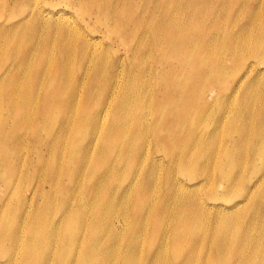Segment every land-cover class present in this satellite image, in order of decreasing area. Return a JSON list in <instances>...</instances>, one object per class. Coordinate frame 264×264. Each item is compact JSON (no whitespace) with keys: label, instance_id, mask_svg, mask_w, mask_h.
Masks as SVG:
<instances>
[{"label":"bare ground","instance_id":"1","mask_svg":"<svg viewBox=\"0 0 264 264\" xmlns=\"http://www.w3.org/2000/svg\"><path fill=\"white\" fill-rule=\"evenodd\" d=\"M14 1L0 0V264H264V0ZM148 136L163 186L155 163L136 177Z\"/></svg>","mask_w":264,"mask_h":264},{"label":"rangeland","instance_id":"2","mask_svg":"<svg viewBox=\"0 0 264 264\" xmlns=\"http://www.w3.org/2000/svg\"><path fill=\"white\" fill-rule=\"evenodd\" d=\"M62 5L64 4L63 3V0H60L59 1ZM9 4H15V1L14 0H10V2H9ZM262 7H264V4H262ZM23 11V10H22ZM246 12V11H245ZM244 12V13H245ZM251 28H253L252 26H251ZM262 29H264V28H262ZM261 68H264V64H262L261 65ZM231 71H232V69L229 71V77L227 78V82H228V84H230L231 83V77H230V74H231ZM253 75V74H252ZM252 75L243 83V85L240 87V88H237V90H235V91H233L231 94H232V96H226V97H224V99H226V101L228 102V104H231V103H234V104H237L235 101H239V100H241L242 99V95H243V88L247 85V83L251 80V78H252ZM221 87L220 86H216V89H220ZM207 112V111H206ZM207 114L210 116V117H213V116H216V113L213 111L212 113L211 112H207ZM176 133H177V135L179 136V137H183V136H186V131L185 130H182V129H179V130H176L175 131ZM40 134L41 135H44V133L43 132H40ZM149 139H152V137L151 136H148L147 137V140H143L142 141V144H141V147H140V149H142L141 150V153H140V155H141V160H139L138 161V165H137V167H136V169H135V173H136V177H138V179H141V178H143V176H144V174H145V171L146 170H148V169H150V168H152V165H153V163H155L156 164V166H155V168H158V172H157V175H156V178H157V181H158V185L159 186H163L164 185V183H165V181H164V178H165V175H164V172L163 171H160L159 169H160V167L161 166H163L167 161H166V159L161 163V162H152V161H149V160H145V152L143 151V149H147V142H148V140ZM149 145H150V149H152V148H154L155 147V144H154V139H152V141L151 142H149L148 143ZM185 145H183L182 147H184ZM223 149L225 150V147H223ZM181 150H182V148H181ZM177 154H179V152L178 151H176L175 153H173L172 155H177ZM249 154H250V147L249 146H247V155L249 156ZM46 155H49V154H46ZM122 157H123V155L122 156H120V155H118L117 156V158L116 159H118L119 161H120V164L122 163ZM47 158V157H46ZM38 159L34 156L33 157V159H32V162H36ZM41 174H42V176L43 177H45V173L44 172H42L41 171ZM218 174V173H217ZM35 175H34V173L32 172V178H31V180H30V182L29 183H27V185L24 187V191H23V195H25L28 199H29V196H30V190L33 188V186L34 185H36L38 182L37 181H39V180H41L42 178H39V175H37V177H34ZM218 180V179H217ZM61 181H64V182H68V178H66V176H62V179H61ZM37 182V183H36ZM125 182V180L123 181V182H121V183H124ZM218 182L219 181H217L216 183H217V185H216V187L218 186ZM126 183H127V181H126ZM132 186H130L129 187V189L127 190V193H126V195L128 194V192H129V190H130V188H131ZM45 191H47V192H49V187H48V185L46 184V187H45ZM86 196V195H85ZM33 197V199H32V207L30 208L31 209V212L32 213H34V214H37V215H41L42 214V212L39 210V208L37 209V205L38 204H40L39 205V207H42L43 205H44V203H45V199H44V195H42V196H39V194L38 193H36L35 195H33L32 196ZM87 197V196H86ZM44 199V200H43ZM57 199H58V202L60 203V195L59 196H57ZM29 202L31 203V201H30V199H29ZM11 205H14V203H11ZM17 207H19V208H22L20 205H18L17 204ZM133 211L132 210H130V208L128 207V209H127V214L129 215L128 216V220L123 216V214H124V209H122L121 211H120V213H119V215L118 216H116L115 218H114V220H116L115 221V224L117 225V227H119V228H127V227H131V220H132V217H130L132 214ZM62 214V211L61 210H58L57 211V216H60ZM32 217L31 216H28V220H30ZM1 223V222H0ZM122 226H121V225ZM151 224H152V218L151 217H147L146 218V227L147 228H149L150 226H151ZM132 228V227H131ZM148 238V235H146L145 237H143L142 238V241H141V243H140V247H141V249H142V254H143V251L145 250V248H146V246H147V244H148V242H149V240L147 239ZM127 244H128V242L126 241L124 244H123V246H127ZM9 255V257L10 258H13L14 257V254H8ZM124 254H117L113 259L115 260V261H117L119 264H122V256H123ZM82 256V254H79V258ZM145 257H146V254H143V256H142V261L143 260H145ZM1 259V258H0ZM16 259L17 260H20L21 259V256H17L16 257ZM4 259H1V261H3ZM22 261H24V259L22 260ZM139 261V260H138ZM139 262H141V261H139Z\"/></svg>","mask_w":264,"mask_h":264}]
</instances>
